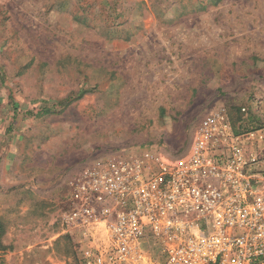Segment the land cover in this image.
<instances>
[{
  "label": "rangeland",
  "instance_id": "obj_1",
  "mask_svg": "<svg viewBox=\"0 0 264 264\" xmlns=\"http://www.w3.org/2000/svg\"><path fill=\"white\" fill-rule=\"evenodd\" d=\"M220 104L264 124V0H0V264H82L70 183L117 151L186 155Z\"/></svg>",
  "mask_w": 264,
  "mask_h": 264
},
{
  "label": "built area",
  "instance_id": "obj_2",
  "mask_svg": "<svg viewBox=\"0 0 264 264\" xmlns=\"http://www.w3.org/2000/svg\"><path fill=\"white\" fill-rule=\"evenodd\" d=\"M240 127L220 104L184 156L149 145L86 166L62 214L82 264H264V124Z\"/></svg>",
  "mask_w": 264,
  "mask_h": 264
},
{
  "label": "trees",
  "instance_id": "obj_3",
  "mask_svg": "<svg viewBox=\"0 0 264 264\" xmlns=\"http://www.w3.org/2000/svg\"><path fill=\"white\" fill-rule=\"evenodd\" d=\"M234 123V122H233ZM235 124V123H234ZM236 125V124H235Z\"/></svg>",
  "mask_w": 264,
  "mask_h": 264
}]
</instances>
